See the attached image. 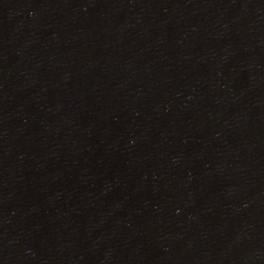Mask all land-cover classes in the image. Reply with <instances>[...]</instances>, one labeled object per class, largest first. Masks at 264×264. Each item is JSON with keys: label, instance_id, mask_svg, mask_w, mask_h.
I'll use <instances>...</instances> for the list:
<instances>
[{"label": "water", "instance_id": "water-1", "mask_svg": "<svg viewBox=\"0 0 264 264\" xmlns=\"http://www.w3.org/2000/svg\"><path fill=\"white\" fill-rule=\"evenodd\" d=\"M0 264H264V0H0Z\"/></svg>", "mask_w": 264, "mask_h": 264}]
</instances>
